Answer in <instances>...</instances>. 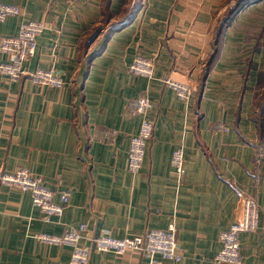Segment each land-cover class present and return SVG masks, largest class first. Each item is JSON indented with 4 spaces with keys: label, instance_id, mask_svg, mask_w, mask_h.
Returning a JSON list of instances; mask_svg holds the SVG:
<instances>
[{
    "label": "crops",
    "instance_id": "1",
    "mask_svg": "<svg viewBox=\"0 0 264 264\" xmlns=\"http://www.w3.org/2000/svg\"><path fill=\"white\" fill-rule=\"evenodd\" d=\"M228 1L0 0L21 9L0 21V38L23 20L43 23L25 67L64 80L57 88L0 74V170L26 168L55 202L69 193L63 213L46 222L28 191L0 182V264H70V245L39 235L79 224L88 238L173 224L176 264H220V233L240 220L242 191L258 203L260 229L239 234L240 254L264 264V0L231 16L217 42ZM135 57L153 61L151 78L129 70ZM165 79L189 83L191 98H178ZM141 95L154 131L132 174L139 117L131 106ZM176 148L183 173L170 164ZM154 258L92 249L84 264H167Z\"/></svg>",
    "mask_w": 264,
    "mask_h": 264
},
{
    "label": "built area",
    "instance_id": "2",
    "mask_svg": "<svg viewBox=\"0 0 264 264\" xmlns=\"http://www.w3.org/2000/svg\"><path fill=\"white\" fill-rule=\"evenodd\" d=\"M20 14L19 6L0 3V21L8 16ZM44 27L41 22L23 20L17 34L0 38V51L6 56V60L0 62L1 75L10 81H17L27 74L34 84L57 88L63 86L64 80L54 69L37 67L28 71L25 67V62L34 55L36 38ZM153 68V61L140 57H135L129 65L131 72L148 78L153 76ZM164 82L175 91L178 98L183 100L191 98L192 90L189 83L173 79H165ZM151 106L147 95L137 97L131 106L132 114L139 117L137 132L130 137L128 148L127 166L132 174H136L141 169L147 142L153 135L154 122L149 116ZM170 164L176 172H184L182 149L176 148L172 151ZM0 182L17 187L22 191H28L32 204L43 213V219L46 222L51 221L52 216H60L63 213L69 197V193L63 191L58 194V201H53L54 192L44 185L40 177L31 175L26 168H18L14 172L0 170ZM241 203L240 220L232 223L220 233L221 247L213 258L216 263L245 264L240 254L239 234L260 229L259 206L256 199L242 191ZM85 231L86 226L79 224L67 227L59 236L42 234L39 238L49 243L70 245L72 247L70 264L86 263L92 249L115 255H122L130 249L137 250L150 257L152 262L156 261L155 255H159L167 264H176L181 259L173 224L168 225L166 229H150L141 234L122 238L108 234L88 238ZM84 238L88 239L90 244H81Z\"/></svg>",
    "mask_w": 264,
    "mask_h": 264
},
{
    "label": "trees",
    "instance_id": "3",
    "mask_svg": "<svg viewBox=\"0 0 264 264\" xmlns=\"http://www.w3.org/2000/svg\"><path fill=\"white\" fill-rule=\"evenodd\" d=\"M258 0H234L233 4L231 7L228 9L227 14L222 18L220 22V27H218V31L216 34V41L218 42L219 36L221 33V28L224 27L229 22V19L231 16H233L238 10H240L242 7L246 6L247 4L256 2ZM217 44V43H216Z\"/></svg>",
    "mask_w": 264,
    "mask_h": 264
},
{
    "label": "rangeland",
    "instance_id": "4",
    "mask_svg": "<svg viewBox=\"0 0 264 264\" xmlns=\"http://www.w3.org/2000/svg\"><path fill=\"white\" fill-rule=\"evenodd\" d=\"M233 2H234V0H230V1H228V4L233 3ZM141 6H143V5L138 1L137 2V7L139 8Z\"/></svg>",
    "mask_w": 264,
    "mask_h": 264
}]
</instances>
